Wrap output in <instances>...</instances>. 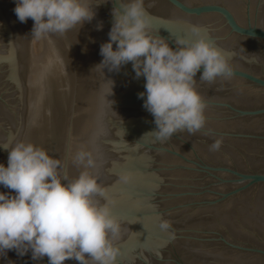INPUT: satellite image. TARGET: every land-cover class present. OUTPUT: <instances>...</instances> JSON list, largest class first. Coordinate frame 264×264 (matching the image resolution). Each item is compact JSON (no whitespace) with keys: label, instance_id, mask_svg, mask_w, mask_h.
Returning a JSON list of instances; mask_svg holds the SVG:
<instances>
[{"label":"water","instance_id":"95a60500","mask_svg":"<svg viewBox=\"0 0 264 264\" xmlns=\"http://www.w3.org/2000/svg\"><path fill=\"white\" fill-rule=\"evenodd\" d=\"M87 2L95 17L65 33L71 52L46 35L61 74L44 71L29 94L32 21L18 22L13 0H0V164L23 141L58 159L69 182L85 170L95 176L106 192L97 200H111L120 223L115 264H264V0H144L151 35L174 47L178 38L193 39L189 28L197 26L234 73L212 84L197 73L205 127L165 141L153 137V117L137 98L145 81L131 64L119 72L95 67L112 9L127 0ZM217 139L220 148L211 151ZM77 153L95 167L77 166ZM122 173L131 175L129 184L118 182ZM160 223L169 227L162 231ZM0 264L47 258L13 250Z\"/></svg>","mask_w":264,"mask_h":264},{"label":"clouds","instance_id":"9594fccd","mask_svg":"<svg viewBox=\"0 0 264 264\" xmlns=\"http://www.w3.org/2000/svg\"><path fill=\"white\" fill-rule=\"evenodd\" d=\"M13 2L17 21L30 19L31 35L37 39L64 34L77 25L81 28L95 17L87 0ZM143 4L144 0H127L112 9L113 23L107 41L99 47L102 59L95 67L119 72L130 63L135 78L143 77L144 91L137 98L153 117L155 140L165 141L177 132H199L205 127L206 104L195 88L197 73L199 81L212 84L218 78L231 79L233 69L197 26L189 28L193 39L178 38L174 47L151 35ZM102 27L98 23L96 30ZM112 88L113 81L111 95ZM220 145L217 139L210 150L216 151ZM7 151V165L0 164V187L9 190L0 192V254L14 250L23 257L30 253L34 261L46 257L47 264L69 260L115 264L118 251L113 241L120 239V223L112 216L113 202L97 200L106 197L97 178L85 170L69 182L66 175H60L61 162L32 143L17 142ZM74 163L85 169L95 167L86 153H77ZM131 180L130 174L118 177L125 185ZM158 227L163 231L169 225L160 223Z\"/></svg>","mask_w":264,"mask_h":264},{"label":"rangeland","instance_id":"374dc122","mask_svg":"<svg viewBox=\"0 0 264 264\" xmlns=\"http://www.w3.org/2000/svg\"><path fill=\"white\" fill-rule=\"evenodd\" d=\"M177 1L185 2L188 0H177ZM32 24H33V22H32ZM54 35L58 39L60 44L63 46V48L67 52H71V47H70L69 41L66 37V34L65 33L64 34H58L57 33ZM42 42H43V44H42ZM46 70H50L53 73H55L56 75H60L61 69H60V65H59V60L54 55L46 36L41 37L39 39L31 36L30 67L28 68L29 74L26 75L25 81H24L25 87L29 89V94L33 93V86H34L35 78L38 77L40 74H42Z\"/></svg>","mask_w":264,"mask_h":264},{"label":"bare ground","instance_id":"6f19581e","mask_svg":"<svg viewBox=\"0 0 264 264\" xmlns=\"http://www.w3.org/2000/svg\"><path fill=\"white\" fill-rule=\"evenodd\" d=\"M40 41V40H39ZM38 44V43H37ZM42 44H43V42H42ZM44 46V45H43ZM46 49V48H45ZM36 52V51H35ZM47 53V52H46ZM37 56V55H36ZM47 56V55H46Z\"/></svg>","mask_w":264,"mask_h":264}]
</instances>
